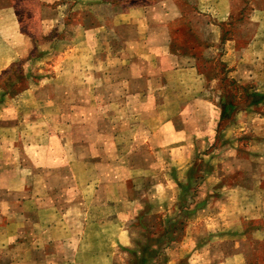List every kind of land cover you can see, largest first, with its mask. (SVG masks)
<instances>
[{
  "label": "rangeland",
  "instance_id": "374dc122",
  "mask_svg": "<svg viewBox=\"0 0 264 264\" xmlns=\"http://www.w3.org/2000/svg\"><path fill=\"white\" fill-rule=\"evenodd\" d=\"M108 1L0 0V264H264V0H178L186 95L129 91L155 0Z\"/></svg>",
  "mask_w": 264,
  "mask_h": 264
},
{
  "label": "crops",
  "instance_id": "0c3cea01",
  "mask_svg": "<svg viewBox=\"0 0 264 264\" xmlns=\"http://www.w3.org/2000/svg\"><path fill=\"white\" fill-rule=\"evenodd\" d=\"M9 2L10 1H8V3ZM107 2L109 3L108 0ZM112 2L115 1L112 0ZM171 5L174 7H171ZM2 7L3 5H0V14L3 11ZM118 7L119 5L113 6L114 9H118ZM228 12H232V7L228 9ZM182 13V10L178 7V0H155L144 5L128 7L123 9L122 12L117 11V14L113 16L114 26L133 23L136 28L142 31V34L138 37L136 35L128 41L130 44H142V49L137 52L135 48L133 52L128 55V58H126V56L122 59L123 61H135L137 63L134 65L136 68L133 69L130 62L132 69L128 72V78H130L129 82L134 81V77L137 78V82L141 86L138 89H129L130 92H143L146 94L147 92H160L161 88H157L160 86L157 81L164 80L166 82L167 80L168 83L171 75L179 76V81L184 83L188 91L184 92L185 95L186 93L192 92L190 86L186 83V79H190L188 82H190L193 77L195 79H200L198 70L193 62L195 55H193V53L182 54L173 51L171 48L170 39L172 38L170 33V22L177 19ZM155 19L160 20L159 25H156ZM170 62H176V64L173 63L174 66H170ZM179 63H181L180 67L178 66L180 65ZM125 65L126 64H124V66ZM164 81L163 85L166 84ZM201 99L204 101V105L206 104L205 106H207L208 99L206 100L205 97ZM184 101L186 102V107L193 104L196 100H193L192 95H190L186 97ZM172 123L175 124V122ZM176 130L184 131V128H176ZM129 264L132 263L129 262Z\"/></svg>",
  "mask_w": 264,
  "mask_h": 264
},
{
  "label": "trees",
  "instance_id": "16d2710c",
  "mask_svg": "<svg viewBox=\"0 0 264 264\" xmlns=\"http://www.w3.org/2000/svg\"><path fill=\"white\" fill-rule=\"evenodd\" d=\"M230 106L232 105H235V104H229ZM192 183H188L187 185L186 184H180L181 187L183 188L184 192L187 191L188 189L191 188V185ZM186 209H189V208H186ZM195 209V208H194ZM193 210V209H192ZM192 210H187V213L188 212H191ZM145 212H143L141 215H140V219L143 217ZM144 226H147V224H143ZM172 225H167L166 227H164L163 229L160 230V232L158 233V235H154V238H166L167 239V242H169L171 240V238H175V237H172V229H171ZM142 253L140 255H137L135 253L134 257L130 259L129 262H131L132 264H143L142 262L144 261V258L146 259L147 258V253L148 252H152V254L156 253L158 251V247L155 246V245H151V244H148L147 246L146 245H143L142 249H141Z\"/></svg>",
  "mask_w": 264,
  "mask_h": 264
}]
</instances>
